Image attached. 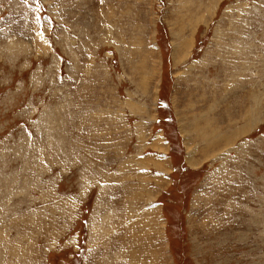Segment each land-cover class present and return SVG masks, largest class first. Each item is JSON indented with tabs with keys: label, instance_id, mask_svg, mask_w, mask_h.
Segmentation results:
<instances>
[{
	"label": "rangeland",
	"instance_id": "1",
	"mask_svg": "<svg viewBox=\"0 0 264 264\" xmlns=\"http://www.w3.org/2000/svg\"><path fill=\"white\" fill-rule=\"evenodd\" d=\"M0 264H264V0H0Z\"/></svg>",
	"mask_w": 264,
	"mask_h": 264
},
{
	"label": "bare ground",
	"instance_id": "2",
	"mask_svg": "<svg viewBox=\"0 0 264 264\" xmlns=\"http://www.w3.org/2000/svg\"><path fill=\"white\" fill-rule=\"evenodd\" d=\"M139 162V161H138Z\"/></svg>",
	"mask_w": 264,
	"mask_h": 264
},
{
	"label": "crops",
	"instance_id": "3",
	"mask_svg": "<svg viewBox=\"0 0 264 264\" xmlns=\"http://www.w3.org/2000/svg\"><path fill=\"white\" fill-rule=\"evenodd\" d=\"M164 145V144H163Z\"/></svg>",
	"mask_w": 264,
	"mask_h": 264
}]
</instances>
